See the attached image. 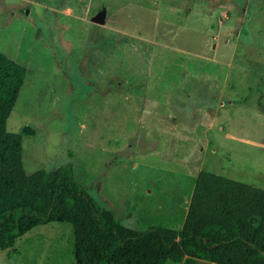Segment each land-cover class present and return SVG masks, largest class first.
<instances>
[{
    "label": "rangeland",
    "instance_id": "rangeland-1",
    "mask_svg": "<svg viewBox=\"0 0 264 264\" xmlns=\"http://www.w3.org/2000/svg\"><path fill=\"white\" fill-rule=\"evenodd\" d=\"M0 53L25 68L24 172L69 164L120 226L177 230L199 171L264 191V0H0ZM0 264H74L69 226Z\"/></svg>",
    "mask_w": 264,
    "mask_h": 264
},
{
    "label": "trees",
    "instance_id": "trees-1",
    "mask_svg": "<svg viewBox=\"0 0 264 264\" xmlns=\"http://www.w3.org/2000/svg\"><path fill=\"white\" fill-rule=\"evenodd\" d=\"M25 68L0 53V250L37 226H69L74 264H264V191L199 171L179 230L133 231L73 182L69 164L26 174L21 137L6 131Z\"/></svg>",
    "mask_w": 264,
    "mask_h": 264
},
{
    "label": "crops",
    "instance_id": "crops-1",
    "mask_svg": "<svg viewBox=\"0 0 264 264\" xmlns=\"http://www.w3.org/2000/svg\"><path fill=\"white\" fill-rule=\"evenodd\" d=\"M193 189V188H192ZM191 193H192V191H191ZM190 197H191V194L189 195V197H188V199H187V201H186V203H184L183 205L185 206V208H184V210H183V214H182V220H181V224H180V226H179V228L177 229V230H179L180 229V227H181V225H182V222H183V220H184V217H185V215H186V212H187V208H188V204H189V201H190ZM168 264H170V263H168ZM178 264H200V263H198L196 260H193V259H190V258H187V257H184Z\"/></svg>",
    "mask_w": 264,
    "mask_h": 264
},
{
    "label": "water",
    "instance_id": "water-1",
    "mask_svg": "<svg viewBox=\"0 0 264 264\" xmlns=\"http://www.w3.org/2000/svg\"><path fill=\"white\" fill-rule=\"evenodd\" d=\"M25 13V12H24ZM105 9L101 8L94 16L90 18V22L96 25H103L105 22Z\"/></svg>",
    "mask_w": 264,
    "mask_h": 264
}]
</instances>
